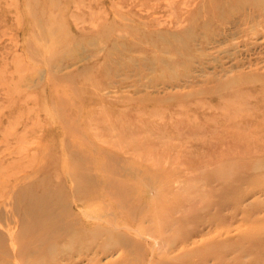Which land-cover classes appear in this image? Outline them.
I'll return each instance as SVG.
<instances>
[{"label": "rangeland", "instance_id": "1", "mask_svg": "<svg viewBox=\"0 0 264 264\" xmlns=\"http://www.w3.org/2000/svg\"><path fill=\"white\" fill-rule=\"evenodd\" d=\"M240 7L0 0V245L26 197L124 199L183 224L108 264H264V11Z\"/></svg>", "mask_w": 264, "mask_h": 264}, {"label": "bare ground", "instance_id": "2", "mask_svg": "<svg viewBox=\"0 0 264 264\" xmlns=\"http://www.w3.org/2000/svg\"><path fill=\"white\" fill-rule=\"evenodd\" d=\"M240 4L241 7L237 11L242 13L243 21L250 20L249 13L261 12V9L264 11L260 0H240ZM259 15L260 13L258 17ZM44 196L40 194L32 199L26 197L16 204L13 203L15 216L9 224L10 227L8 226V238L0 245V264H78L84 261L99 264L102 257H113L104 263L108 264L113 262L115 255L118 260L126 257L136 248L140 236L159 238L163 236L164 231L173 232L172 229L177 223L183 224V220L178 218L177 223L170 220L149 230L142 223L148 220L150 212L145 210L138 215L133 206H129V203L134 201L124 199L112 201L108 212L105 210L108 202L92 207L86 201L83 202L85 212L80 215L72 211L57 213L50 206L40 204L39 201H44ZM139 208L145 209L141 204ZM102 209L106 215L100 214ZM174 236L178 237L177 233ZM189 239L188 236L181 241ZM143 251H134L131 261L142 263ZM157 260V256L149 258L154 264Z\"/></svg>", "mask_w": 264, "mask_h": 264}]
</instances>
